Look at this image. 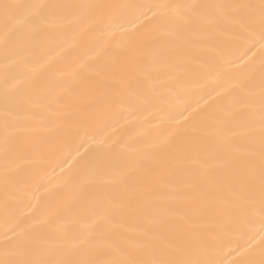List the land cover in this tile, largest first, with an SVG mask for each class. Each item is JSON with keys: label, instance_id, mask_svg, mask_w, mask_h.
<instances>
[{"label": "snow or ice", "instance_id": "snow-or-ice-1", "mask_svg": "<svg viewBox=\"0 0 264 264\" xmlns=\"http://www.w3.org/2000/svg\"><path fill=\"white\" fill-rule=\"evenodd\" d=\"M127 12L133 14V27L123 30L117 50L101 45L97 52L119 58V63L97 70L119 74L118 83L128 94L122 104L152 106L172 91L179 71L189 63L211 76L215 60L199 54L218 49L213 43L218 34L246 45L241 59L259 45V91L247 80H236L230 98L206 117L207 131L195 154L182 163L173 161L185 170L179 187L157 166L145 169L135 187L121 181L116 194L92 204L83 215L74 212L72 223L81 225L75 232L50 227L67 208H54L25 226L6 225L0 264H220L214 252L233 223L258 214L264 225V0L0 3L5 192L15 184L20 133L31 130L30 122L44 112L54 113L58 103L36 77L47 62L30 65L43 30L95 26L104 31ZM145 52L151 55L142 56ZM108 95L113 102L115 96ZM236 264H264V252L258 260Z\"/></svg>", "mask_w": 264, "mask_h": 264}, {"label": "bare ground", "instance_id": "bare-ground-1", "mask_svg": "<svg viewBox=\"0 0 264 264\" xmlns=\"http://www.w3.org/2000/svg\"><path fill=\"white\" fill-rule=\"evenodd\" d=\"M4 2L155 4L224 0H0ZM132 19L131 12L124 13L104 31L95 26L43 30L30 65L35 68L47 62L36 77L58 97V103L54 113L44 112L42 118L30 122L31 130L20 133L17 166L12 173L15 184L8 193L0 156V242L6 225L25 226L54 208L68 211L58 212L50 227L79 230L81 225L72 223L74 212L83 215L92 204L116 194L121 181L135 187L145 169L160 166L179 187L185 170L173 161L182 163L195 154L197 142L207 131L206 117L230 98L236 80H247L259 91V45L241 59L246 45L218 34L213 41L218 49L199 54L215 60L211 76L189 63L179 71L172 91L152 106L122 104L120 99L127 100L128 94L118 83L119 74L97 70L119 63V58L100 57L97 52L101 45L117 50L123 30H132ZM137 29L143 31L139 25ZM221 52L226 54L221 57ZM3 64L0 46V73ZM109 93L115 96L113 102H109ZM261 252L264 225L257 214L233 223L214 258L220 264H236L258 260Z\"/></svg>", "mask_w": 264, "mask_h": 264}]
</instances>
